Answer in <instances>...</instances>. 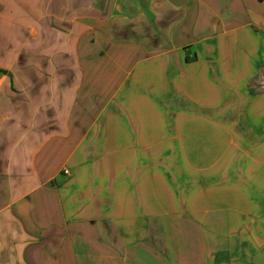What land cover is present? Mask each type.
Segmentation results:
<instances>
[{
	"label": "crops",
	"instance_id": "1",
	"mask_svg": "<svg viewBox=\"0 0 264 264\" xmlns=\"http://www.w3.org/2000/svg\"><path fill=\"white\" fill-rule=\"evenodd\" d=\"M0 264H264V0H0Z\"/></svg>",
	"mask_w": 264,
	"mask_h": 264
},
{
	"label": "built area",
	"instance_id": "2",
	"mask_svg": "<svg viewBox=\"0 0 264 264\" xmlns=\"http://www.w3.org/2000/svg\"><path fill=\"white\" fill-rule=\"evenodd\" d=\"M68 172L67 171H65V174H67Z\"/></svg>",
	"mask_w": 264,
	"mask_h": 264
}]
</instances>
